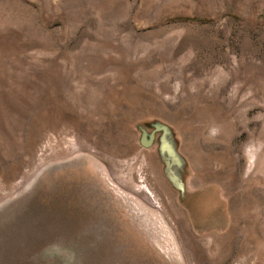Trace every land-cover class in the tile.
I'll return each mask as SVG.
<instances>
[{
	"label": "rangeland",
	"instance_id": "374dc122",
	"mask_svg": "<svg viewBox=\"0 0 264 264\" xmlns=\"http://www.w3.org/2000/svg\"><path fill=\"white\" fill-rule=\"evenodd\" d=\"M24 202L81 253L38 264H264V0H0V223Z\"/></svg>",
	"mask_w": 264,
	"mask_h": 264
},
{
	"label": "water",
	"instance_id": "95a60500",
	"mask_svg": "<svg viewBox=\"0 0 264 264\" xmlns=\"http://www.w3.org/2000/svg\"><path fill=\"white\" fill-rule=\"evenodd\" d=\"M149 128L147 130L141 124H136V128L139 131L138 142L142 147L150 146L157 140L156 151L158 152L159 158L162 160L163 173L172 185V187L178 192L180 200L187 198V193L185 192V174H186V164L183 156L180 154L179 150L176 148V140L174 139L171 127L165 122L158 120H151L145 123ZM156 134V135H155ZM29 209V203L24 202L22 204V212H24L25 217L23 221L13 222L10 218H6L0 223V264H28L29 261L22 260L20 262V256L9 250L11 246V240L15 243L20 241V237L24 236L31 244H22V253L28 259H34V264L40 263L39 260L43 256L44 250L50 247H56L57 249H64L67 247L72 255H78L81 253L75 251V247L71 246L75 241V237L67 233V228L65 225H61V220L63 214L66 213L65 209L62 210L60 216L56 215L53 218H43L37 221L35 218L27 216V210ZM38 222H42L47 226L52 227V231L45 233L40 231L38 228ZM15 224V228L12 224ZM70 223V220H69ZM63 229V230H62ZM91 232V231H90ZM55 235L59 239L55 238ZM90 234H81V237L87 238ZM79 242L80 239H79ZM55 248L54 253L57 252Z\"/></svg>",
	"mask_w": 264,
	"mask_h": 264
}]
</instances>
